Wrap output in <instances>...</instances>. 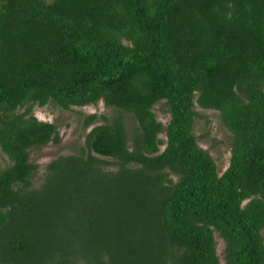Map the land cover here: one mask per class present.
Masks as SVG:
<instances>
[{
    "label": "trees",
    "instance_id": "trees-1",
    "mask_svg": "<svg viewBox=\"0 0 264 264\" xmlns=\"http://www.w3.org/2000/svg\"><path fill=\"white\" fill-rule=\"evenodd\" d=\"M99 100L129 145L95 124L29 187L59 141L32 107ZM195 105L230 132L220 174ZM0 150V264H219L214 233L224 264H264V0H0Z\"/></svg>",
    "mask_w": 264,
    "mask_h": 264
},
{
    "label": "rangeland",
    "instance_id": "rangeland-1",
    "mask_svg": "<svg viewBox=\"0 0 264 264\" xmlns=\"http://www.w3.org/2000/svg\"><path fill=\"white\" fill-rule=\"evenodd\" d=\"M49 2L51 0H44ZM23 109H16L19 113ZM152 111L158 121L163 125L168 120V113L165 111L163 101L153 105ZM195 116L193 117L191 133L195 138L197 145L208 152L211 156L217 173L220 174L228 164L230 132L222 124L219 114L215 110L202 109L194 106ZM31 113L41 121L51 122L56 126L59 141L57 143H47L44 146L32 147L29 149V161L37 165V168L28 178L29 187L35 188L42 182L45 173L46 164L58 155L78 154L81 148H85L84 136L89 128L95 124L112 122L117 119L123 125L127 145L137 124L133 116L123 110L111 106H105L101 100L94 104L84 106H70L69 109H63L53 103L45 106H33ZM94 114V121L84 126L88 115ZM161 140H164L163 132L158 134ZM163 144L159 145V151ZM110 160V158H102ZM10 164L6 155L0 150V169ZM107 168H113V165H106ZM264 243V228L260 231ZM216 243V254L219 264H224L222 257V240L214 233Z\"/></svg>",
    "mask_w": 264,
    "mask_h": 264
}]
</instances>
